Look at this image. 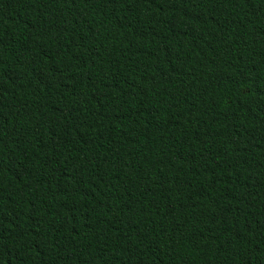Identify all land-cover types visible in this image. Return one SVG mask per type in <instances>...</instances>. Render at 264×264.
I'll use <instances>...</instances> for the list:
<instances>
[{"label":"trees","instance_id":"obj_1","mask_svg":"<svg viewBox=\"0 0 264 264\" xmlns=\"http://www.w3.org/2000/svg\"><path fill=\"white\" fill-rule=\"evenodd\" d=\"M0 264H264V0H0Z\"/></svg>","mask_w":264,"mask_h":264}]
</instances>
